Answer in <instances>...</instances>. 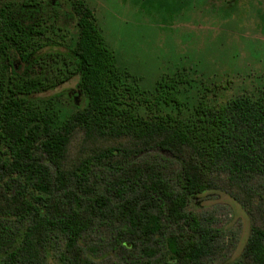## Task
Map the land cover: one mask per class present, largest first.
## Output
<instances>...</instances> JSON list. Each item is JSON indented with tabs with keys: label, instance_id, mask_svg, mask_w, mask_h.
<instances>
[{
	"label": "trees",
	"instance_id": "1",
	"mask_svg": "<svg viewBox=\"0 0 264 264\" xmlns=\"http://www.w3.org/2000/svg\"><path fill=\"white\" fill-rule=\"evenodd\" d=\"M77 29L57 49L71 55L55 76L77 90L36 89L50 75L0 67V264H105L104 240L119 264H216L217 232L188 212L209 194L228 195L250 221L231 264H264V76L226 101L191 71L146 90L119 67L91 9ZM19 37L8 30L4 43L26 50Z\"/></svg>",
	"mask_w": 264,
	"mask_h": 264
},
{
	"label": "rangeland",
	"instance_id": "2",
	"mask_svg": "<svg viewBox=\"0 0 264 264\" xmlns=\"http://www.w3.org/2000/svg\"><path fill=\"white\" fill-rule=\"evenodd\" d=\"M9 0H0V4ZM94 13L106 42L122 70L139 79L146 90L165 74L191 71L200 81L220 86L222 101L251 91L264 76V0H81ZM53 30L62 45L77 40L78 29L67 15L70 0H58ZM51 10L44 18L52 16ZM51 25V20L47 21ZM70 82L57 92L73 90ZM55 93V92H54ZM83 101V100H82ZM82 136L73 139L75 155ZM264 196V188L262 189ZM188 212L214 229L219 251L213 262L231 264L242 254L250 234L246 213L228 195L192 198ZM180 227L171 226L169 233ZM183 229H187L182 225ZM99 234L85 239L100 242ZM109 237V236H105ZM111 238V235H110ZM108 240L95 246L106 255L105 264H119ZM139 253V252H138Z\"/></svg>",
	"mask_w": 264,
	"mask_h": 264
},
{
	"label": "flooded vegetation",
	"instance_id": "3",
	"mask_svg": "<svg viewBox=\"0 0 264 264\" xmlns=\"http://www.w3.org/2000/svg\"><path fill=\"white\" fill-rule=\"evenodd\" d=\"M13 1L18 2L0 4V16L12 15L13 17H17L12 21L0 19V67H3L5 64L4 67L7 66L20 75L30 72L40 76L50 75L52 79L50 86L35 87L43 91H54L73 82L74 80H71L56 85L57 81L55 76L56 70L58 69L56 64L58 60L62 59L61 57L64 56V53H67L69 56L71 54L69 51H64L63 49H61L62 53L57 52V49H60V45L62 44L49 36L53 30V26L46 24V21L36 19L28 20L25 18L31 16V12L35 13L34 15L44 17V12L48 10L52 11L51 14L54 18H58L59 13L55 11L56 7L59 6L58 0ZM70 1L72 13L67 15V17L74 21L77 27L80 23L81 16H86L88 7L81 0ZM8 30H15L21 36L19 40L28 44L26 50L21 46V50L9 48L8 44L4 43L7 41ZM4 59L6 60L5 63L3 62ZM76 83L74 82L73 84V90H77Z\"/></svg>",
	"mask_w": 264,
	"mask_h": 264
}]
</instances>
